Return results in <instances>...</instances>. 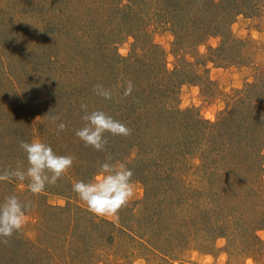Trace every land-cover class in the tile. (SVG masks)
<instances>
[{"label":"rangeland","instance_id":"obj_1","mask_svg":"<svg viewBox=\"0 0 264 264\" xmlns=\"http://www.w3.org/2000/svg\"><path fill=\"white\" fill-rule=\"evenodd\" d=\"M115 3L124 4L123 0H0V169L27 167L20 141L40 139L58 155L74 157L72 168L38 195L27 191V181L0 182V199L16 194L22 202L32 204L25 227L15 233L20 241H28L29 252L22 259L16 255L18 252L12 255L10 251L1 256L0 264H264V229L255 233L259 241L241 257L227 248L223 238L212 240L208 248L195 242L178 247L172 246V238L159 235L167 226L172 229L174 179L187 184L193 206L204 199L209 207L208 201L217 197L206 194V190L210 183L217 182L220 169L226 166L223 163L228 157L238 98L249 95L264 109V6L231 20L223 30L225 40L216 36L219 29L213 30V23L209 27L196 18V25L179 19L173 9L172 20L184 23L178 51L174 46V26L161 19H147L140 33L133 31L137 41L131 34H124L120 13L115 15L119 20L112 13ZM200 37V43L195 45ZM229 38L237 42L227 46ZM149 43L159 48L156 58L149 53ZM218 49L220 52H211ZM131 58L148 62L144 68L147 72L138 81L139 64L122 67L124 62L132 65ZM157 58L170 73L163 82L169 83L165 89L170 98H161L158 103L149 98L153 92L149 87L152 74L163 71ZM112 60L119 70L112 71ZM182 68L195 72L190 83L181 84ZM149 74L152 78L147 82ZM129 81L133 90L124 96ZM97 85L109 90L112 99L96 95ZM82 104L89 112L100 110L120 122L124 117L130 135L106 134L103 152L86 146L75 135L84 124ZM52 116L60 120L54 123ZM195 116L203 123L197 125ZM59 122L66 124L63 131L56 127ZM109 157L132 170L137 190L116 216L97 217L77 198L72 184L90 181L99 164ZM201 191L203 194H197ZM78 208L96 220L125 226L135 237L116 234L90 263L84 260L80 247L78 255L72 252L67 257L63 246L68 241L64 240L63 229L72 215L79 246L98 240L96 236H83L90 232ZM151 213L160 216L151 230L135 222L137 217L149 219ZM158 242L170 244L171 256L150 249Z\"/></svg>","mask_w":264,"mask_h":264},{"label":"trees","instance_id":"obj_2","mask_svg":"<svg viewBox=\"0 0 264 264\" xmlns=\"http://www.w3.org/2000/svg\"><path fill=\"white\" fill-rule=\"evenodd\" d=\"M123 3V5L121 3H115L112 6V13L116 19L119 17L115 15L120 13L118 16L121 15V19L123 20L124 34H131L137 41V36L133 33L136 31L140 33L139 30L143 28L147 19H161L164 20L165 23L174 26L173 33L176 41L174 46L177 49L179 48L178 51H181L180 46L183 38H181L182 33L180 28L184 23L180 22L177 24L178 20H172L173 9H175V14L180 16L179 19H188V21L196 24L195 19L197 18L208 23L209 27H211L213 23L212 29H219L216 30V36L218 35L223 38L224 27L227 26L231 20L239 15L256 12L264 6V0H221L220 3L216 0H123ZM111 17H113L112 14ZM213 18L219 21H213ZM210 19L212 21H209ZM208 25L205 27H208ZM196 28H199V26H196ZM198 31L201 32L200 30ZM204 32L207 34L209 30L208 32L207 30ZM207 35H209V33ZM100 36L103 35L101 34L98 37ZM201 37L197 39L195 45L200 43ZM223 39L225 40V37ZM235 42L237 41L234 39H226L227 46L234 45ZM149 45L151 48L149 53L155 55L154 58H156L155 51L157 52L159 48L155 44L149 43ZM220 50L221 49L211 50V52H220ZM162 57L163 54L160 53L159 58L161 62H163ZM136 59L131 58L130 62L132 65L124 62V66L122 67L133 68L136 64H139L140 68H138V70H141V74H137L136 79L134 78L138 81L143 78V73L147 72H144V70L148 62H140ZM156 60L163 71L160 69L158 73L152 74L154 78L149 87H152L153 92L152 96L149 98H153L152 102L158 103L161 98H165L167 101L170 98L165 89L166 85L169 83L163 84V82L169 79L168 75L170 73L167 71L165 72L164 65L158 58ZM114 61L111 65L112 71L119 70L120 68L116 69ZM151 62L153 63V60H151ZM181 73V84L185 82L190 83L195 74L190 68H182ZM152 76L149 74V77H146L145 80L148 82V79H151ZM131 79L133 80V78ZM250 87H253V85H250ZM148 94L146 95L148 96ZM166 100L164 102H166ZM253 101L255 100L248 95L246 97H239L237 105H234L233 113L236 118L235 120L233 119L234 128L232 129L233 132L230 137V147L227 149L228 157L226 158V163H223L226 166L220 169L221 177L217 182L210 183V189L208 188L206 190L207 187L205 188L207 191L206 194H217L214 200L212 199L211 202L208 201L209 207H207V202L205 203L204 199L203 202L201 201V204L193 203V206L187 195V184L178 179L173 180L172 195L175 197V200L173 201L174 208L172 210V229L170 226H167L162 230L163 232H159L160 237L165 236L167 238H172V246L179 247L195 242L197 244H204V247L208 248L212 245L210 244L212 240L223 238L227 242V248L229 246L230 249L232 248L236 251V254L241 257L249 253L259 241L255 233L258 230L264 229V156L262 154L264 145V109L259 106L258 102ZM146 107L147 109L150 108L149 105H146ZM225 118L226 117L222 118L224 123ZM193 120L197 125L203 123L196 116L193 117ZM121 122L129 126L128 121L124 117ZM207 143L208 145H212L210 142ZM125 148L124 151L127 150V148ZM199 151H203V149H199ZM209 152H212V149L209 150ZM217 152L223 151L218 150ZM4 170L5 168H1L0 172ZM217 171H219V169L215 170L214 173L211 171L212 174H210V176H214ZM209 182L210 181H207V184H209ZM175 184L176 186H174ZM197 194L203 193L201 191ZM71 206H73V204H70V207ZM62 209L63 208H60L61 211L65 210ZM77 211L79 214H82V217L87 223V230L90 232L84 233L83 236L86 238H95L96 236L98 240L95 238L93 242H87L86 245L83 244L79 246V242L75 241L77 238L76 224L74 222V215H72L69 220L70 223L63 229V232H65L64 240L68 241L65 242L68 245L63 246L67 257L70 256L72 252L75 254L77 248L80 247L85 253H83L86 258H84V260L90 263L94 261L92 259L102 253V249H106L108 243L110 244L113 242L116 234L123 233L127 234L129 238L135 237V234L125 226H115V224L113 225L106 221L96 220L81 208H78ZM159 217V214L151 213L149 214V219L137 217V219L135 218V222L140 223L138 224L140 227L146 226V228H150L151 230L152 226L156 225L157 220L159 221ZM131 218L133 219V214H131ZM130 225L131 228H136L133 226L134 224ZM27 243L28 241L26 240L20 241L16 238V234L6 238V242L0 241V258L2 255L11 251L12 255L18 252L16 255L19 254V257L23 259L29 252L28 249L31 248ZM150 249L167 257L172 254V247L170 244L163 242H158L156 246H150ZM49 253L50 251L47 252V254ZM76 255H78V253H76ZM51 258L55 259L54 257ZM33 264H36V262Z\"/></svg>","mask_w":264,"mask_h":264},{"label":"clouds","instance_id":"obj_3","mask_svg":"<svg viewBox=\"0 0 264 264\" xmlns=\"http://www.w3.org/2000/svg\"><path fill=\"white\" fill-rule=\"evenodd\" d=\"M132 90L133 86L129 81L123 95H130ZM95 94L104 100L112 99V93L100 85L95 87ZM80 108L84 124L76 130L75 135L86 146L103 152L107 143L106 134L124 137L130 135L131 130L111 115L100 110L89 112L84 104ZM51 120L55 123L60 117L52 116ZM56 127L63 131L66 124L59 122ZM19 147L26 155L27 167L0 172V182L23 184L27 181V191L33 195L44 192L47 185L56 184L73 166L74 157L58 155L40 139L20 141ZM132 177L133 172L125 163L113 162L109 157L99 164L98 171L90 181H75L72 191L91 214L97 217H114L136 195V182ZM31 207L30 201L22 202L16 194L0 199V241L6 242V238L23 230Z\"/></svg>","mask_w":264,"mask_h":264}]
</instances>
